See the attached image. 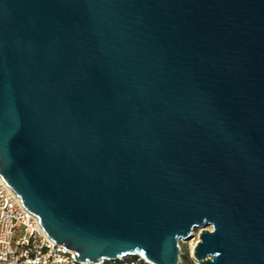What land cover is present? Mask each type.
Segmentation results:
<instances>
[{"label": "water", "instance_id": "1", "mask_svg": "<svg viewBox=\"0 0 264 264\" xmlns=\"http://www.w3.org/2000/svg\"><path fill=\"white\" fill-rule=\"evenodd\" d=\"M0 175L81 264H264V0H0Z\"/></svg>", "mask_w": 264, "mask_h": 264}, {"label": "built area", "instance_id": "2", "mask_svg": "<svg viewBox=\"0 0 264 264\" xmlns=\"http://www.w3.org/2000/svg\"><path fill=\"white\" fill-rule=\"evenodd\" d=\"M0 264H81L74 251L56 245L38 216L25 207L1 175ZM116 264L144 263L140 258H129Z\"/></svg>", "mask_w": 264, "mask_h": 264}, {"label": "rangeland", "instance_id": "3", "mask_svg": "<svg viewBox=\"0 0 264 264\" xmlns=\"http://www.w3.org/2000/svg\"><path fill=\"white\" fill-rule=\"evenodd\" d=\"M210 229H211V227H210ZM200 232H201V229L196 228L194 230L193 237L190 240H183L180 242L181 257H182L181 263L183 262V257L188 256L190 258V260L193 262V264H197L195 259L192 257V250L199 240Z\"/></svg>", "mask_w": 264, "mask_h": 264}, {"label": "trees", "instance_id": "4", "mask_svg": "<svg viewBox=\"0 0 264 264\" xmlns=\"http://www.w3.org/2000/svg\"><path fill=\"white\" fill-rule=\"evenodd\" d=\"M180 264H193V262L190 260L188 256L183 257V262Z\"/></svg>", "mask_w": 264, "mask_h": 264}, {"label": "bare ground", "instance_id": "5", "mask_svg": "<svg viewBox=\"0 0 264 264\" xmlns=\"http://www.w3.org/2000/svg\"><path fill=\"white\" fill-rule=\"evenodd\" d=\"M194 249V248H193ZM193 251V250H192Z\"/></svg>", "mask_w": 264, "mask_h": 264}]
</instances>
